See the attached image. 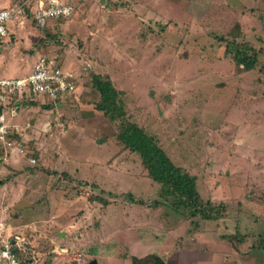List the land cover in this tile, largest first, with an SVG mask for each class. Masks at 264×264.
I'll list each match as a JSON object with an SVG mask.
<instances>
[{
  "label": "rangeland",
  "instance_id": "obj_1",
  "mask_svg": "<svg viewBox=\"0 0 264 264\" xmlns=\"http://www.w3.org/2000/svg\"><path fill=\"white\" fill-rule=\"evenodd\" d=\"M19 1L0 0V6ZM74 3L71 16L42 27L28 15L25 26L13 25L0 40V76H22L41 54L55 53L83 83L77 98L24 107L29 117L22 125L32 126L19 139L27 152L21 156L36 163L12 175H20L26 197L19 198L12 183L1 189L0 182V220L28 224L15 228L32 233V264H133L134 258L152 264V254L164 264H264V0ZM228 39L256 47V69L235 62L226 51ZM93 74L112 80L127 120L142 125L177 164L197 175L205 199L225 203L222 218L190 217L172 206L173 195L161 194L162 184L148 175L140 155L117 137L126 119L112 121L96 108ZM68 113L78 117V127L67 121ZM93 113L100 114L99 127L86 136L84 118L91 122L86 117ZM54 125L59 150L49 144ZM11 155L1 152L0 166L14 165L6 160ZM43 161L60 169L36 180L32 174ZM7 171L0 180L10 176ZM62 179L67 186L61 193L55 185L63 187ZM75 192L91 198L90 205L102 200V209L90 207L86 216L59 203L67 209L59 213L61 195Z\"/></svg>",
  "mask_w": 264,
  "mask_h": 264
},
{
  "label": "built area",
  "instance_id": "obj_2",
  "mask_svg": "<svg viewBox=\"0 0 264 264\" xmlns=\"http://www.w3.org/2000/svg\"><path fill=\"white\" fill-rule=\"evenodd\" d=\"M75 12L74 0H20L0 6V40L10 36L13 25L25 24L28 15L39 26H45L50 19L69 17ZM86 64V69L92 68ZM79 75L63 66L58 54L44 53L39 56L33 68L22 76H0V153L26 155V149L19 142L31 121L21 125L19 114L24 101L39 100L45 103L60 101L77 88ZM36 163V158H30ZM32 241L23 234L4 233L0 224V264H25L32 261ZM81 254L77 257L80 258Z\"/></svg>",
  "mask_w": 264,
  "mask_h": 264
},
{
  "label": "trees",
  "instance_id": "obj_3",
  "mask_svg": "<svg viewBox=\"0 0 264 264\" xmlns=\"http://www.w3.org/2000/svg\"><path fill=\"white\" fill-rule=\"evenodd\" d=\"M226 51L231 54L237 64L243 65L245 70L256 69L259 64V52L249 42L228 39ZM92 83L99 92L96 108L112 121L126 119L127 122L121 126L117 135L118 139L126 148L140 155L148 175L162 184L161 194L166 197L173 195L172 206L175 209H186L190 217L200 216L205 220L222 218L227 213L225 203L221 201L217 204L210 199H205L198 188L197 175L177 164L169 152L159 144L156 137L148 133L142 125L136 121L127 120L122 92L115 87L112 80L104 78L101 74H93ZM151 257L155 260L152 264H164L163 258L159 255L152 254ZM148 263L149 259L139 258H134L133 262V264Z\"/></svg>",
  "mask_w": 264,
  "mask_h": 264
},
{
  "label": "crops",
  "instance_id": "obj_4",
  "mask_svg": "<svg viewBox=\"0 0 264 264\" xmlns=\"http://www.w3.org/2000/svg\"><path fill=\"white\" fill-rule=\"evenodd\" d=\"M24 26H25V24H24ZM14 30V29H13ZM4 59V52L2 53V49H0V62L2 61ZM79 75V78H78V82H77V88H76V90L73 92V93H68L67 95H65L60 101H57V102H55V103H53L54 105H58V103H62V102H65V101H67L68 99H71V98H77L79 95V90H80V87L83 85V83L81 82V78H80V74H78ZM92 86H93V83H92ZM94 87V86H93ZM95 88V87H94ZM96 89V88H95ZM30 101H34V102H41V103H45V101L42 99V98H40L39 100H33V99H31V100H27V101H24V106H23V108H22V110H21V112H20V114H19V117H18V121L20 122V124L22 125V121L23 120H25V118H27V117H29L28 115H26V112H24L25 111V108L24 107H26V106H30L28 109H26V110H30V109H32L31 107H35L34 105H32L31 106V102ZM45 104H47V105H51L52 103H49V102H47V103H45ZM99 111V110H98ZM48 114H53V113H48ZM59 114L60 113H55L54 115H56L57 116V119H59ZM64 114H67V113H64ZM83 114H85V113H83ZM82 114V115H83ZM87 114V113H86ZM85 114V115H86ZM101 114H103V115H105L104 113H101ZM38 114H36L35 116H36V118L37 119H40L41 118V116H37ZM70 115H71V113H68V116H67V121H69L70 122V124L72 125V126H76V127H78V125H80V121L79 120H77L78 119V117H76V116H74L73 115V117L74 118H71L70 117ZM76 115V114H75ZM78 116V115H77ZM93 116H94V118H93ZM93 116L92 117H86V120L87 119H92V121L90 122V121H85V118H84V122H87L86 124H85V126H86V128L85 129H83V134H85L86 136H87V133H93L94 131H96L97 129H98V127H99V123H98V120H99V118H100V114L99 113H93ZM106 116V115H105ZM83 117V116H82ZM54 118H55V116H54ZM68 118H70L69 120H68ZM55 120H56V118H55ZM59 120H61V119H59ZM57 121V120H56ZM27 122V121H26ZM56 123V122H55ZM54 127H55V125H54ZM66 127V126H65ZM56 128V127H55ZM53 128L52 130H53V132H54V134L55 135H53V137H51V141H50V143L49 144H51V143H53L54 144V149L56 150V149H58L59 150V147H57V138H58V129L56 128ZM81 128V127H80ZM88 128V129H87ZM92 128V129H91ZM28 133V132H27ZM27 133H26V135H27ZM78 132H76V133H71L72 135H76ZM95 133V132H94ZM38 143H40V141L38 142ZM47 143V142H46ZM52 145V144H51ZM16 156V157H15ZM61 156V155H60ZM58 158V157H57ZM12 160V161H14V165H13V163H10V164H7V165H1L0 166V176H2L3 177V175H4V170L5 169H7L8 171L7 172H10L11 171V174H10V176L8 175V176H6V180H0V181H2L1 182V189H3L2 188V185H6V187H9V185L12 183L13 184V186H14V191H17V194L19 195V198L21 197V196H25L26 197V192L25 191H22L23 189V184H20V182H17V180L20 178V173H19V171L22 173V172H24V171H26L25 169H27L28 168V166H29V164L30 165H32L33 163L31 162V160L30 159H28V158H23L21 155H18L17 156V154H15V155H11V158H6V160ZM29 160V163L28 164H26V163H24V161L25 160ZM97 161V160H96ZM46 163V162H45ZM44 163V161H43V164H42V166H43V168H41V169H39L38 170V172L36 173H33L32 175H34V177H37V174H39L40 173V175H41V173H43V171H46V170H48V169H52V170H59L60 169V167L59 168H52L51 166H49L48 167V165L47 164H45ZM82 162L81 161H79V159L78 160H76V164H81ZM76 167H77V165L75 166V169H76ZM72 169V168H71ZM15 172V173H19L20 175H19V177H16V179H15V177H13V175H12V172ZM49 171V170H48ZM81 173V172H80ZM8 174V173H7ZM17 174H15V175H17ZM40 175H38V177L36 178V180H38V178H39V176ZM77 176H78V178H82L81 176H80V174L78 175L77 174ZM64 179H62L61 181L62 182H64L63 181ZM73 182V181H72ZM65 183V182H64ZM74 184H75V182H74ZM66 186H67V184L65 183V185L63 186V187H60V189H59V185L57 184V185H55V187H57L56 189H58V190H60L61 191V193L63 192V189L64 188H66ZM48 189V188H47ZM3 190H5V189H3ZM76 193V192H75ZM73 194V193H64V196H62L61 195V197H60V200L59 201H57V205H58V211H59V213H64L67 209L65 208V207H63L62 205H66V207L68 208V207H70V209L72 208V207H74L75 209L77 208V209H79V210H82L83 211V213L86 215V216H88V211H89V209H90V207H100V209H102L101 208V205L103 204L104 205V203L102 202V200H101V202L99 201L100 199H97L98 201L96 202L95 201V203H91V205H90V200H91V198H89L87 195H78L77 193L76 194ZM53 194H55V195H57L56 193H53ZM18 198V199H19ZM80 201H84L85 202V205L84 206H82V205H78L79 203H80ZM88 202H89V204H88ZM134 202V201H133ZM52 203H54V202H52ZM59 203H61V204H59ZM144 203V202H143ZM142 203V204H143ZM111 205H114V204H107V206H105V210H106V208L109 206H111ZM73 209V208H72ZM92 209V208H91ZM71 211V210H70ZM81 211V212H82ZM20 215H21V213L19 214V213H17L15 216L16 217H20ZM24 217H27L25 214L23 215ZM89 220V219H88ZM21 221L22 222H24L23 220H20L19 222H17V223H15V224H10V225H6L5 223H3L1 220H0V224L4 227V231L5 230H7V232L6 233H19V234H23V235H26L29 239H30V241H32L34 238L32 237V233H28V231H25V229H23V230H20V226L19 225H17V227L18 228H15L16 227V224H18V223H21ZM68 224V223H67ZM23 226H25V225H28L27 223H25L24 222V224H22ZM122 228V227H121ZM27 229V228H26ZM31 229V228H30ZM28 234V235H27ZM33 238V239H32ZM32 243H33V241H32ZM95 261V262H94ZM32 262L33 261H31V264H32ZM92 263L93 264H96L97 263V260H93L92 261Z\"/></svg>",
  "mask_w": 264,
  "mask_h": 264
},
{
  "label": "water",
  "instance_id": "obj_5",
  "mask_svg": "<svg viewBox=\"0 0 264 264\" xmlns=\"http://www.w3.org/2000/svg\"><path fill=\"white\" fill-rule=\"evenodd\" d=\"M95 262V261H94Z\"/></svg>",
  "mask_w": 264,
  "mask_h": 264
}]
</instances>
